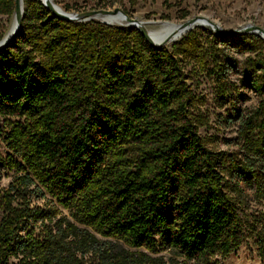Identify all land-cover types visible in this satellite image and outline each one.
Here are the masks:
<instances>
[{
    "label": "trees",
    "instance_id": "1",
    "mask_svg": "<svg viewBox=\"0 0 264 264\" xmlns=\"http://www.w3.org/2000/svg\"><path fill=\"white\" fill-rule=\"evenodd\" d=\"M14 9L15 0H0L1 15ZM172 47L23 0L20 28L0 49V116L26 119L7 136L20 162L9 159L15 175L0 193V264H72L74 244L95 242L88 229L205 264L240 245L221 160L185 123L188 90ZM260 110L264 148V103ZM125 143L138 158L105 168ZM46 194L75 222L36 203Z\"/></svg>",
    "mask_w": 264,
    "mask_h": 264
},
{
    "label": "rangeland",
    "instance_id": "2",
    "mask_svg": "<svg viewBox=\"0 0 264 264\" xmlns=\"http://www.w3.org/2000/svg\"><path fill=\"white\" fill-rule=\"evenodd\" d=\"M53 2L72 13L120 9L130 18L153 23L147 25L149 30H156L157 22L180 24L198 16L210 19L223 30L247 25L264 29V0H103L101 5L98 0ZM12 20L13 15L0 14L1 35L9 31ZM80 23L106 25L96 19ZM240 35L216 34L208 27L196 26L165 45L169 51L176 45L183 68L188 90L185 123L194 128L202 146L220 158L222 190L240 224V245L228 255H213L210 264H264V148L260 129L264 39L256 34ZM248 79L263 86L261 91L257 92ZM25 122V117L0 116V193L15 175L9 159L20 162L7 136L15 125ZM114 152L106 158L105 168L117 167L122 156L132 163L138 158L139 148L125 143ZM36 203L53 208L57 218L65 216L75 222L70 211L48 194ZM88 230L95 242L91 239L85 246L74 244L76 261L72 264H205L185 260L169 250L153 252L131 247L124 239Z\"/></svg>",
    "mask_w": 264,
    "mask_h": 264
},
{
    "label": "water",
    "instance_id": "3",
    "mask_svg": "<svg viewBox=\"0 0 264 264\" xmlns=\"http://www.w3.org/2000/svg\"><path fill=\"white\" fill-rule=\"evenodd\" d=\"M41 4L51 12V14L59 19L66 20L69 22H74V23H80L84 21H90L93 20L96 17H100L101 15L107 16V15H116L120 14L122 15L126 21L127 25L126 27H131L135 28L138 30L147 40L149 44H151L153 47L159 49L162 47H165V45L168 43V41H164L162 43L156 44L151 39L149 38V35L147 33V30L145 27H143V24L141 21L135 19V18H130L128 17L122 10L120 9H113V10H91V11H86L82 13H72L65 11L64 9L59 8L53 0H39ZM22 13H23V7L19 10V0H15V9L13 15L16 16V22L14 27H11L9 31L2 37L0 40V49L6 47L14 38L15 34L18 32L20 25H21V19H22ZM197 22L202 23L201 26H208L211 28V31L215 32L216 34H223V35H240V34H256L259 35L261 38L264 39V29L258 27V26H253V25H247L244 27H241L239 29L235 30H223L220 28L218 25H216L213 21L206 17L198 16L194 17L192 19H189L183 23L179 24V27L182 29H185L191 25L196 24ZM106 25H109L107 23H104Z\"/></svg>",
    "mask_w": 264,
    "mask_h": 264
},
{
    "label": "bare ground",
    "instance_id": "4",
    "mask_svg": "<svg viewBox=\"0 0 264 264\" xmlns=\"http://www.w3.org/2000/svg\"><path fill=\"white\" fill-rule=\"evenodd\" d=\"M22 7H23V0H19V10ZM94 19H96L102 23H107V24L113 25V26H126L127 25L126 19L120 14L107 15V16L101 15L100 17H96ZM15 22H16V16L13 15L11 27H14ZM142 24H143V27H145L147 29V25L153 24V23L142 22ZM154 24H156V26H158V28L156 30L147 29V33H148L151 41H153L156 44L162 43L164 41H168V43H170L172 41L180 39L188 31L194 29L196 26L202 25V23L197 22L194 25H191L185 29H182L179 27V24H174V23H169V22H157ZM204 27H208V26L204 25ZM209 29L211 30V28H209Z\"/></svg>",
    "mask_w": 264,
    "mask_h": 264
}]
</instances>
